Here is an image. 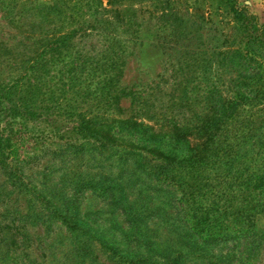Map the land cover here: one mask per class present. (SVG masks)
I'll return each mask as SVG.
<instances>
[{"label":"rangeland","instance_id":"374dc122","mask_svg":"<svg viewBox=\"0 0 264 264\" xmlns=\"http://www.w3.org/2000/svg\"><path fill=\"white\" fill-rule=\"evenodd\" d=\"M242 2L264 21V0ZM236 24L233 12L208 0H0V87L16 84L31 64L42 65L43 100L53 105L58 78L82 50L117 61L119 85L140 90L156 116L139 113L141 100L123 98L94 125L104 143L93 139L82 151L61 154L39 136L54 125L36 122L13 156L18 169L0 163V264H167L173 258L172 264H264V211L247 232L238 231L239 222L226 237L193 228L199 197L205 207L222 202L215 197L216 171H200L212 184L207 193L157 177V152L177 146L207 154V137L198 133L188 136L190 144L175 145L178 129L166 113L173 109L182 124L196 111L205 114L198 80L215 78L218 51L231 43ZM255 77L249 82L256 104L242 105L236 115L258 171L264 169V74ZM223 96L234 94L224 86ZM222 199L237 211L232 195Z\"/></svg>","mask_w":264,"mask_h":264},{"label":"trees","instance_id":"16d2710c","mask_svg":"<svg viewBox=\"0 0 264 264\" xmlns=\"http://www.w3.org/2000/svg\"><path fill=\"white\" fill-rule=\"evenodd\" d=\"M120 1L109 0V4ZM208 1L218 9L233 12L237 24L233 37L228 39L231 43L218 51L220 58L216 63L218 72L215 78H201L198 83L194 78L189 82L197 83L198 90H203L205 98L201 103H206L205 114L196 109L191 120L182 124L181 117L177 112L173 113V109L166 113L168 121L171 120L178 129V135L173 138L175 145L190 144L188 136L198 133L207 137V154L182 153L176 149L177 146L157 152V177L207 193L212 184L208 187V183L201 178L202 172L206 173L208 169L216 171L221 185L219 189L215 187V197H220L222 202L217 208L205 207L203 198L199 197L202 205L191 209L193 228L202 234L226 237L232 233L228 230L237 226L236 222L243 224L238 231L247 232L264 211V169L254 170V153L246 147L248 133L245 130L243 135H239L240 119L236 115L242 105L256 104L252 95L254 87L249 80L257 78V74L260 77L264 74V21L242 0ZM57 42H60L59 39ZM40 67L42 65L33 63L16 84L0 87V163L10 170L18 169L13 156L18 155L20 140L37 125L36 122L54 125L53 128L42 129L39 136L51 142L50 151L61 154L70 150L82 151L84 145L93 139L104 143L101 132L94 125L109 110L119 106L123 98L130 97L134 104L141 100L144 106L139 113L156 117L152 111L145 109L140 90H128L119 85L120 78L116 79L118 63L113 58L105 61L85 55L81 50L77 61L69 62L58 78L60 90L58 97L51 95L53 105L44 101L40 79L43 67ZM227 70L230 71L228 76L225 75ZM224 86L233 92L232 100L223 96ZM186 95V91L181 93L182 102H185L183 98ZM133 124L139 126L136 121ZM65 126L69 129L66 130ZM55 137L60 138L57 143L51 141ZM197 171L201 173V181L196 179ZM228 195L239 203L236 212L233 211L234 204L222 199ZM232 215L234 219H228ZM68 223L74 225L71 221ZM176 260L173 258L167 264Z\"/></svg>","mask_w":264,"mask_h":264}]
</instances>
